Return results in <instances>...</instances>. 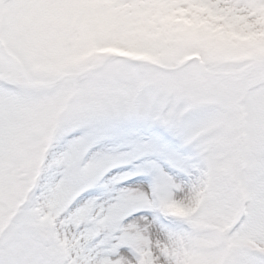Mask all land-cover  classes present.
<instances>
[{
    "label": "rangeland",
    "instance_id": "374dc122",
    "mask_svg": "<svg viewBox=\"0 0 264 264\" xmlns=\"http://www.w3.org/2000/svg\"><path fill=\"white\" fill-rule=\"evenodd\" d=\"M148 88L165 93L166 102L142 137H166L182 153L175 180L157 190L162 226L178 230L167 219L176 215L184 226L199 214L196 223L212 228L250 188L259 193L264 174V0H0V107L10 108L19 130L27 128L0 170V235L29 203L21 169H36L32 185L45 167L55 171L59 216L72 198L58 187L72 162L65 138L101 123L128 135L113 117L133 110ZM241 127L246 142L225 159ZM141 187L133 199L154 212ZM33 211L41 226L55 224ZM103 212L97 203L71 220L82 225ZM144 221L128 226L140 247ZM59 236L71 246L72 238ZM254 243L238 236L233 251ZM142 248L145 264H156ZM182 264L198 262L186 254Z\"/></svg>",
    "mask_w": 264,
    "mask_h": 264
},
{
    "label": "snow or ice",
    "instance_id": "6c2138e0",
    "mask_svg": "<svg viewBox=\"0 0 264 264\" xmlns=\"http://www.w3.org/2000/svg\"><path fill=\"white\" fill-rule=\"evenodd\" d=\"M71 166L59 179L72 198L65 215H79L102 203L104 212L90 218L87 231L74 237L71 246L49 226H41L27 206L0 235V264H145V250L128 236L129 225L139 217L154 216L150 208L133 199L135 186L152 199L160 184L175 180L182 153L166 137L153 135L131 141L127 134L106 124L89 125L63 141ZM21 141L9 107H0V170L18 151ZM243 237L261 244L234 253L230 264H264V183L259 184ZM107 197V200H104ZM109 217L112 222L109 223Z\"/></svg>",
    "mask_w": 264,
    "mask_h": 264
},
{
    "label": "clouds",
    "instance_id": "9594fccd",
    "mask_svg": "<svg viewBox=\"0 0 264 264\" xmlns=\"http://www.w3.org/2000/svg\"><path fill=\"white\" fill-rule=\"evenodd\" d=\"M39 54V53H37ZM201 56L206 53L201 51ZM193 64L197 61H192ZM166 102V94L153 88L143 90L135 98L133 110L117 113L113 118L127 131L131 141L143 138L141 133L153 123L157 109ZM31 104L37 103L30 101ZM246 129L241 127L233 134L230 148L225 153V159H232L235 149L243 147L246 142ZM27 135V128L19 130L20 141ZM36 169H21V179L25 188L29 189V203L26 205L31 216H36L34 209H39L41 215L48 214L55 218V224L48 225L56 233L64 234V238L78 237V234L87 231V225H76L72 222L73 214L65 215L64 212L56 216L57 209L53 207L58 182L54 178V170L45 167L40 175L39 182L32 185V175ZM256 183H264L262 174ZM31 185V187H30ZM257 193L250 188L247 198H241L236 204L230 206L220 217L210 221L212 228H203L196 221L200 215L194 216L187 227L170 221L168 227L178 230H168L163 227L160 216L163 215L157 196L151 199L154 216L145 220L140 228L143 236L141 246L151 252L156 264H182L186 254H192L198 264H216L218 258L222 264H230L234 255L232 241L238 236L243 237V230L249 221V214L256 200ZM184 197L181 196L180 199ZM264 243V242H262ZM252 247H261V244H251ZM99 264V262H97ZM133 264V261H129Z\"/></svg>",
    "mask_w": 264,
    "mask_h": 264
},
{
    "label": "trees",
    "instance_id": "16d2710c",
    "mask_svg": "<svg viewBox=\"0 0 264 264\" xmlns=\"http://www.w3.org/2000/svg\"><path fill=\"white\" fill-rule=\"evenodd\" d=\"M169 221H176V223L180 220V217L173 215V217H171V219H168Z\"/></svg>",
    "mask_w": 264,
    "mask_h": 264
}]
</instances>
